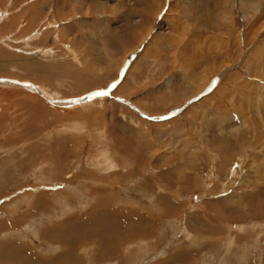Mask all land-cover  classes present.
Returning <instances> with one entry per match:
<instances>
[{"label": "rangeland", "instance_id": "374dc122", "mask_svg": "<svg viewBox=\"0 0 264 264\" xmlns=\"http://www.w3.org/2000/svg\"><path fill=\"white\" fill-rule=\"evenodd\" d=\"M6 111L0 264H264V0H0Z\"/></svg>", "mask_w": 264, "mask_h": 264}, {"label": "bare ground", "instance_id": "6f19581e", "mask_svg": "<svg viewBox=\"0 0 264 264\" xmlns=\"http://www.w3.org/2000/svg\"><path fill=\"white\" fill-rule=\"evenodd\" d=\"M164 1V0H163ZM155 24V23H154ZM147 25V24H146ZM159 25V24H158ZM156 26V24H155V27L154 28H157V29H159V26ZM154 28H152V29H154ZM255 58V57H254ZM256 59V58H255ZM259 61V60H258ZM256 63H258V62H256ZM39 64H41V63H39ZM38 65V64H37ZM37 69H39V70H41L42 71V73L44 72V69H43V64L42 65H38L37 66ZM69 70V69H68ZM33 72H35L34 70H33ZM39 72V71H38ZM118 73V72H117ZM66 74H68V73H66ZM87 74V73H86ZM49 75H51L50 73H49ZM91 75V74H90ZM126 79V78H125ZM42 80H43V78H42ZM127 83V81L125 82V84ZM2 94V93H1ZM4 96H5V94H4ZM28 100V99H27ZM26 100V101H27ZM22 102V103H24L23 104V107H25V111L23 112L24 113V115H26V121H21L20 119L18 120L17 118H14L15 116H11V118L10 119H8L7 117H6V115L8 114L7 113V111L5 112V115L0 119V131H1V133H0V135H2L3 137H6L7 136V134H5L6 132H5V130H7L8 131V133L11 131V130H14V128L15 127H19V121H21L22 122V125L24 124V135H22V136H18L16 139H14V137L12 138L11 136L10 137H8L6 140H4V143H2L1 144V146H16L19 142H22V140L24 139V137H26L27 136V134L28 133H30V134H32L35 130H37V131H42V129H44V127L45 126H43V124L46 122V119H44L43 117H44V112H42L40 109H37V105H33V106H31L29 103H28V101L27 102ZM98 102V101H97ZM85 103H87V104H84V105H88V104H92V105H94V103H96V102H94V100H89V101H85ZM43 106V105H42ZM80 106H81V104H80ZM22 107V108H23ZM21 109V108H20ZM43 109H44V107H43ZM2 114V113H1ZM41 115V116H40ZM38 116H40V118L38 117ZM29 118H31L32 119V121H28L29 120ZM37 119H39V120H37ZM46 124V123H45ZM48 125V124H47ZM20 128V127H19ZM21 129V128H20ZM17 132V131H16ZM2 137V138H3ZM14 139V140H13ZM59 139V138H58ZM26 141V140H25ZM24 141V142H25ZM13 142H14V144H13ZM60 143V142H59ZM16 144V145H15ZM20 144V143H19ZM35 146V145H34ZM34 149V148H33ZM154 215V214H153ZM127 241V240H126ZM129 243V242H128ZM11 252V251H10ZM101 255H102V253H101ZM116 255H118L119 256V254H116ZM113 257V256H112ZM174 257V256H173ZM118 258V257H117ZM35 262V261H34ZM125 264V263H124Z\"/></svg>", "mask_w": 264, "mask_h": 264}, {"label": "water", "instance_id": "95a60500", "mask_svg": "<svg viewBox=\"0 0 264 264\" xmlns=\"http://www.w3.org/2000/svg\"><path fill=\"white\" fill-rule=\"evenodd\" d=\"M10 83V82H9ZM12 83V82H11ZM90 95H85V96H81V97H79V99H76V100H70V101H64V103H66V102H68V103H70V102H80L82 99H85V98H88Z\"/></svg>", "mask_w": 264, "mask_h": 264}, {"label": "crops", "instance_id": "0c3cea01", "mask_svg": "<svg viewBox=\"0 0 264 264\" xmlns=\"http://www.w3.org/2000/svg\"><path fill=\"white\" fill-rule=\"evenodd\" d=\"M161 5H162V3H161ZM131 29H132V28H131ZM155 36H156V35H155ZM155 36H152V38L150 39V42L152 41V39H153ZM149 44H150V43H149ZM149 44H148V45H149ZM115 83H116V82H114V85H115ZM110 85H111V84H110ZM108 87H109V86H108ZM108 87H107V88H108ZM107 88H106V89H107ZM119 88H120V87H119ZM106 89L95 90V91H92V92H90V93H88V94H91V93H94V92H102V91H104V90H106Z\"/></svg>", "mask_w": 264, "mask_h": 264}]
</instances>
